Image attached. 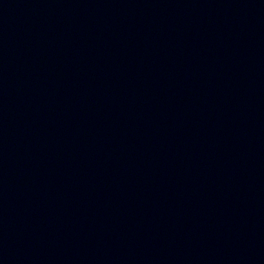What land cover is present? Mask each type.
I'll return each instance as SVG.
<instances>
[{
	"label": "water",
	"instance_id": "1",
	"mask_svg": "<svg viewBox=\"0 0 264 264\" xmlns=\"http://www.w3.org/2000/svg\"><path fill=\"white\" fill-rule=\"evenodd\" d=\"M0 264H264V0H0Z\"/></svg>",
	"mask_w": 264,
	"mask_h": 264
}]
</instances>
